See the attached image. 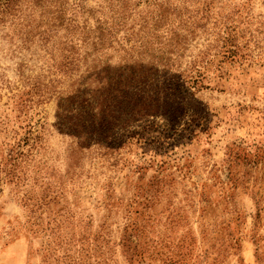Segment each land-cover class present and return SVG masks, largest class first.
<instances>
[{"label":"rangeland","instance_id":"rangeland-1","mask_svg":"<svg viewBox=\"0 0 264 264\" xmlns=\"http://www.w3.org/2000/svg\"><path fill=\"white\" fill-rule=\"evenodd\" d=\"M104 1L0 0V264H264V0H216L237 55L203 27L80 149Z\"/></svg>","mask_w":264,"mask_h":264},{"label":"trees","instance_id":"trees-1","mask_svg":"<svg viewBox=\"0 0 264 264\" xmlns=\"http://www.w3.org/2000/svg\"><path fill=\"white\" fill-rule=\"evenodd\" d=\"M215 1L105 0L103 7L91 9V36L86 41L90 51L75 61L76 75L81 77L78 73L82 68L89 75L85 82L89 97L86 96L84 101L88 108L87 117L91 119L87 125L91 128L79 125L82 133L78 145L80 149L87 147L93 131L100 137L106 130L103 140L107 142L110 139L108 125L124 115L116 109L124 104H137L129 96L137 81L130 79L140 74L138 77L145 81L148 74L154 75L160 68L173 67L175 57L185 48L188 37L203 30V27L211 25L212 32L208 37H213L218 44L214 46L216 51L230 58L237 55L238 32L233 25L235 12L230 13V19L224 22L212 18ZM141 5L145 6V10L140 8ZM196 23L202 25L193 26ZM115 55L120 56L121 63L112 65ZM86 61H90L91 66H86ZM112 74H118L120 80H113L110 77ZM177 75L180 73L177 72ZM75 83L73 88L78 93L80 83L78 80ZM171 85L179 95L181 83ZM88 129H91L90 133Z\"/></svg>","mask_w":264,"mask_h":264}]
</instances>
